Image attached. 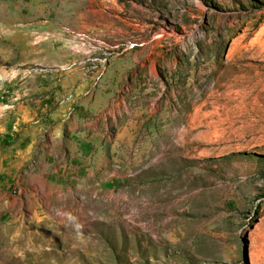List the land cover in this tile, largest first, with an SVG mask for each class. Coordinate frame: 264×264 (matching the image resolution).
<instances>
[{"label":"rangeland","instance_id":"obj_1","mask_svg":"<svg viewBox=\"0 0 264 264\" xmlns=\"http://www.w3.org/2000/svg\"><path fill=\"white\" fill-rule=\"evenodd\" d=\"M0 264H264V0H0Z\"/></svg>","mask_w":264,"mask_h":264}]
</instances>
